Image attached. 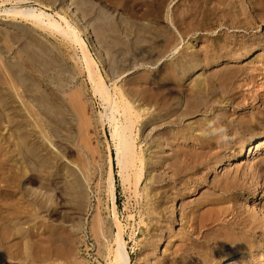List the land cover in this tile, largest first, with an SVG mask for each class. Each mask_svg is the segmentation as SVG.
I'll return each instance as SVG.
<instances>
[{
  "label": "rangeland",
  "instance_id": "1",
  "mask_svg": "<svg viewBox=\"0 0 264 264\" xmlns=\"http://www.w3.org/2000/svg\"><path fill=\"white\" fill-rule=\"evenodd\" d=\"M3 1L0 0V5ZM18 1L24 0H12L13 3ZM25 1L30 2L27 6L39 7L37 4H41L47 10L58 5V0ZM71 1L92 32L93 41L88 43L90 51L110 87H113L115 76L126 68L129 75L122 82V79L118 80L125 91L137 78L148 76L152 66H141V50L158 49L164 36L176 35L169 22L147 13L145 5L154 0ZM5 3L8 4L6 8L12 6L10 2ZM241 18L250 22L255 19V25L248 30L246 27L226 28L219 35L228 38L237 33L238 36L264 40L262 8L258 7L254 13ZM109 26L116 27L114 32L109 31ZM194 39L189 36L185 40L180 54L185 52L188 44H194ZM195 44L201 55L207 54L208 37ZM237 44L238 48L244 44L241 37ZM251 48H255L252 54L239 63L232 60L220 62L199 72L216 74L229 68L230 71L244 69L257 73L255 83L240 79L229 87V96L235 100L210 103L216 105L219 114L227 112L230 120L257 115L264 109V99L255 100L256 94H264V48L255 45ZM179 55L165 63L175 62ZM77 56H81L78 48L39 33L23 21L8 24L0 20V101L8 107L4 112L0 109V117L2 122L7 118L14 120L9 128L5 123L0 126V230L11 231L9 236L0 234V254L7 259L2 264H111L108 245L114 244L117 232L106 184L108 143L114 148L112 129L108 122L102 127L99 121V116L105 114L104 102L95 93L87 75L80 72L74 61H78ZM136 61L139 62L133 68ZM190 82L191 79L187 84ZM12 86L23 94L25 106L18 103L10 89ZM220 94L222 101L227 98L221 94L222 99ZM248 102L252 104L249 106ZM198 119L200 117L191 116L184 122ZM253 128L255 133H262V126L255 124ZM248 147L249 144L245 150ZM234 154H238L237 147L229 153L230 162H224L226 165L208 176V182L222 176L226 168L233 170L241 166L243 171L247 165L250 168L252 162L243 161L242 157L233 158ZM263 160L264 152H261L253 162L257 171L255 177L249 173L250 182H259V187L248 186L238 212L246 213L243 206L254 208L264 204V191H261V188L264 190V169L259 166ZM116 181L117 210L131 264H147L145 257L148 253H153V261L156 256L162 259L167 246L175 250L180 244H189L182 237L175 245L162 241L156 251H149L152 242L146 223L141 221L139 199L131 196V191L126 189L118 175ZM209 186L207 184L186 202L193 204L211 194L219 197V193ZM233 203L225 202L220 207L229 208ZM165 206L171 207L172 204ZM175 206L179 207L180 203ZM210 227H202V231ZM179 229L176 226V230ZM199 237V232H195L194 238ZM135 246L141 252L138 258L132 256ZM260 264H264V260Z\"/></svg>",
  "mask_w": 264,
  "mask_h": 264
},
{
  "label": "bare ground",
  "instance_id": "2",
  "mask_svg": "<svg viewBox=\"0 0 264 264\" xmlns=\"http://www.w3.org/2000/svg\"><path fill=\"white\" fill-rule=\"evenodd\" d=\"M5 2H10L12 6L6 8L8 4ZM29 3L25 0L16 3L4 0L0 5V8L3 7L0 9V20L8 24L23 21L39 33L78 48L81 56L74 61L79 65L80 72L87 75L105 105V114L99 116V121L102 127L106 122L110 125L114 146L112 149L109 143L107 145L109 169L106 178L117 229L114 244L108 245L111 264H131V254L117 210L116 175L131 191V196L139 199L141 221L146 223L152 242L149 251H156L162 241L168 245L179 243L182 237L189 241L187 245H178L175 250L167 246L162 259L156 256L153 261V253L146 254L147 264H260L264 260V204L254 208L243 206L245 212L250 213L248 216L238 212V205L245 200L248 186L259 187V182H250L249 173L255 177L257 171L253 162L264 152V109L259 110L257 115L230 120L227 119V112L219 114L216 105L210 104L230 102L234 98L229 96V87L240 79L255 83L257 73L244 69L230 71L229 68L216 74L199 72L220 62L232 60L239 63L252 54L255 50L251 48L253 45L264 48L261 37L249 38L237 33L228 38L219 35L226 28L246 27L245 30H248L255 25V19L250 22L241 17L254 13L258 7L264 12V0H154L146 4L147 13L169 22L176 35L164 36L158 49L141 50V66H152L149 68L152 70L148 76L137 78L127 91L120 83L129 75V69L115 76L113 87L108 85L90 51L88 43L93 41L92 32L71 0H58L57 8L48 10L41 4H37L39 7L27 6ZM115 29L109 26L110 32ZM189 36L195 38L194 44H188L185 52L180 54L183 49L180 47ZM207 37V54L203 56L195 43L203 42ZM240 37L244 44L238 48ZM69 55L74 59L71 53ZM176 55L179 57L175 62L165 63ZM138 62L131 63L133 68ZM10 89L18 103L25 106L23 94L14 86ZM219 93L227 98L223 99L220 94L222 101ZM263 99L264 94H256V101ZM0 109L4 112L8 107L0 101ZM191 116L200 119L185 123L184 119ZM12 123L13 118L2 122L0 117V126L4 124L9 128ZM255 124L262 126V133L253 131ZM247 144L249 147L245 150ZM235 147L238 154H234L233 158L242 157L243 161L252 162L250 168L248 165L244 171L241 166L233 170L226 168L222 176L216 177L212 183L208 182V176L230 160L229 153ZM259 166L264 169V160ZM207 184L219 193V197L211 194L193 204L186 202L187 198L198 195ZM261 191L264 190L261 188ZM232 201L235 203L229 208L220 207ZM170 203L171 207L165 206ZM176 203H180L177 208ZM170 208L173 209L169 211ZM226 215L230 219L227 220ZM190 223L191 227L187 228ZM176 226L180 229L176 230ZM209 226L208 230L202 231V227ZM10 232L0 230V234L5 236H9ZM195 232H199L198 239L194 238ZM140 253L137 246L132 249V256L138 258ZM5 261V255L0 254V264Z\"/></svg>",
  "mask_w": 264,
  "mask_h": 264
}]
</instances>
